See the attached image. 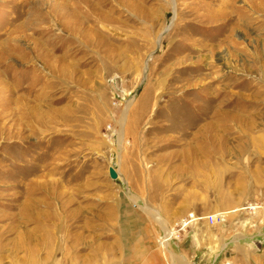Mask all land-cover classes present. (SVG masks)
Instances as JSON below:
<instances>
[{
  "label": "rangeland",
  "instance_id": "1",
  "mask_svg": "<svg viewBox=\"0 0 264 264\" xmlns=\"http://www.w3.org/2000/svg\"><path fill=\"white\" fill-rule=\"evenodd\" d=\"M150 229L264 264V0H0V264H136Z\"/></svg>",
  "mask_w": 264,
  "mask_h": 264
},
{
  "label": "crops",
  "instance_id": "2",
  "mask_svg": "<svg viewBox=\"0 0 264 264\" xmlns=\"http://www.w3.org/2000/svg\"><path fill=\"white\" fill-rule=\"evenodd\" d=\"M153 234L154 233L151 230L150 235L152 236H150V244L144 245L142 249H136L138 252L136 253L137 257L134 260L136 261V264H139V262H142L143 264H162L160 252L158 251L156 245H154ZM191 236L194 238V230L191 233Z\"/></svg>",
  "mask_w": 264,
  "mask_h": 264
},
{
  "label": "built area",
  "instance_id": "3",
  "mask_svg": "<svg viewBox=\"0 0 264 264\" xmlns=\"http://www.w3.org/2000/svg\"><path fill=\"white\" fill-rule=\"evenodd\" d=\"M202 218H208L211 222L221 221L224 219V216H221L220 214H209L204 216H198L195 213L189 214L188 217L183 218L180 222L176 224V229L174 230L173 236H177L178 232L179 234L183 231H186L189 226L193 224V222L202 219Z\"/></svg>",
  "mask_w": 264,
  "mask_h": 264
},
{
  "label": "water",
  "instance_id": "4",
  "mask_svg": "<svg viewBox=\"0 0 264 264\" xmlns=\"http://www.w3.org/2000/svg\"><path fill=\"white\" fill-rule=\"evenodd\" d=\"M111 175H112V177H117L118 176V174H117V172L115 171V169L114 168H111ZM256 244H257V246H261V242L260 241H256Z\"/></svg>",
  "mask_w": 264,
  "mask_h": 264
},
{
  "label": "bare ground",
  "instance_id": "5",
  "mask_svg": "<svg viewBox=\"0 0 264 264\" xmlns=\"http://www.w3.org/2000/svg\"><path fill=\"white\" fill-rule=\"evenodd\" d=\"M166 239V238H165ZM166 241V240H165Z\"/></svg>",
  "mask_w": 264,
  "mask_h": 264
}]
</instances>
